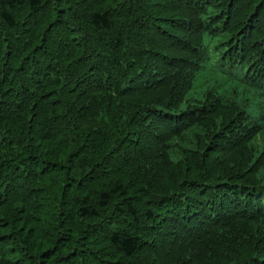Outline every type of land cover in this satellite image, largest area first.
<instances>
[{"label":"trees","instance_id":"1","mask_svg":"<svg viewBox=\"0 0 264 264\" xmlns=\"http://www.w3.org/2000/svg\"><path fill=\"white\" fill-rule=\"evenodd\" d=\"M0 264H264V0H0Z\"/></svg>","mask_w":264,"mask_h":264}]
</instances>
